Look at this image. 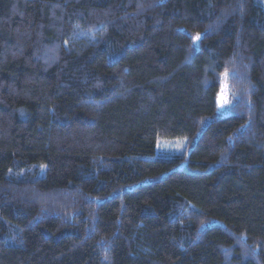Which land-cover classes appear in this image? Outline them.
<instances>
[{
  "label": "trees",
  "instance_id": "trees-1",
  "mask_svg": "<svg viewBox=\"0 0 264 264\" xmlns=\"http://www.w3.org/2000/svg\"><path fill=\"white\" fill-rule=\"evenodd\" d=\"M0 264H264L260 0H0Z\"/></svg>",
  "mask_w": 264,
  "mask_h": 264
},
{
  "label": "rangeland",
  "instance_id": "rangeland-1",
  "mask_svg": "<svg viewBox=\"0 0 264 264\" xmlns=\"http://www.w3.org/2000/svg\"><path fill=\"white\" fill-rule=\"evenodd\" d=\"M264 5V0H260ZM218 107L221 111L228 110L229 102L226 89L223 87L218 95ZM186 143L183 139H160L156 145L157 156L169 157L172 155H183L186 152Z\"/></svg>",
  "mask_w": 264,
  "mask_h": 264
},
{
  "label": "snow or ice",
  "instance_id": "snow-or-ice-1",
  "mask_svg": "<svg viewBox=\"0 0 264 264\" xmlns=\"http://www.w3.org/2000/svg\"><path fill=\"white\" fill-rule=\"evenodd\" d=\"M192 39H193V42L195 43L196 41H199L201 39V36H200V34H197Z\"/></svg>",
  "mask_w": 264,
  "mask_h": 264
}]
</instances>
